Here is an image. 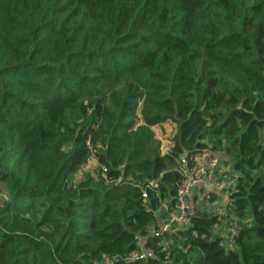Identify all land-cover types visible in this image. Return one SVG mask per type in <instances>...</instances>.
Wrapping results in <instances>:
<instances>
[{
  "label": "trees",
  "instance_id": "16d2710c",
  "mask_svg": "<svg viewBox=\"0 0 264 264\" xmlns=\"http://www.w3.org/2000/svg\"><path fill=\"white\" fill-rule=\"evenodd\" d=\"M208 147L236 236L199 206L152 236ZM0 186V264H264V0H0Z\"/></svg>",
  "mask_w": 264,
  "mask_h": 264
},
{
  "label": "built area",
  "instance_id": "2783aa9c",
  "mask_svg": "<svg viewBox=\"0 0 264 264\" xmlns=\"http://www.w3.org/2000/svg\"><path fill=\"white\" fill-rule=\"evenodd\" d=\"M219 154L212 151L209 147L201 150L193 157L188 158L185 154L180 155L176 165V171L181 176V182L178 186L175 196L162 203L159 209L155 212L154 222L151 228V235L160 237L165 234L174 232L184 228L189 223V217L195 207L199 206L201 211L210 215H216L217 220L224 218L227 223L228 231L224 235L226 244L231 242L232 237H235L238 231L237 220L231 214L227 213L226 202L218 201L229 188L223 178L215 172L217 158ZM105 169H101V177L104 178ZM211 196L217 201L215 206L209 209L206 203L209 202ZM141 198L146 199L145 191H141ZM204 208V209H203ZM203 209V210H202ZM154 257L151 251L143 249L141 246L131 252L126 262H138L153 260ZM92 264H116L113 259L101 257Z\"/></svg>",
  "mask_w": 264,
  "mask_h": 264
},
{
  "label": "rangeland",
  "instance_id": "374dc122",
  "mask_svg": "<svg viewBox=\"0 0 264 264\" xmlns=\"http://www.w3.org/2000/svg\"><path fill=\"white\" fill-rule=\"evenodd\" d=\"M175 127L173 125L167 124V125H163L161 127H155L152 128V132L154 133V137L155 139L159 142V150L161 153H164L166 151V149L169 146V140L170 138L173 137V135L175 134ZM96 168H95V160L93 157H91L88 162L86 163V165L84 166V168H82L81 171L77 172L74 177H73V181L74 182H78L83 175V172L86 173H95ZM230 171V165L228 163H226L225 159L220 155L217 158V165H216V169L215 172L217 173V175L221 176L223 178V180H225L227 183H230L228 185L232 184L231 180H228L229 176H227L225 173ZM1 190H0V202L2 200H6L7 199V193L6 190L3 186H0ZM226 198H227V194L225 193L224 195H222L220 198H218V201H221L222 203L226 202ZM217 203V201L213 202V203H206L207 208L209 209L211 206H215ZM204 209V208H203ZM202 209V210H203ZM214 234H220L222 237L225 238V234L223 232L220 233V230H223L222 225L216 226L214 227ZM226 240L223 239V244L226 245Z\"/></svg>",
  "mask_w": 264,
  "mask_h": 264
}]
</instances>
